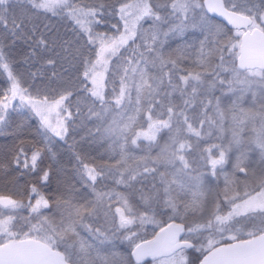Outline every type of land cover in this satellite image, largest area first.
Masks as SVG:
<instances>
[{"label":"snow or ice","instance_id":"1","mask_svg":"<svg viewBox=\"0 0 264 264\" xmlns=\"http://www.w3.org/2000/svg\"><path fill=\"white\" fill-rule=\"evenodd\" d=\"M49 14L70 19L74 31L87 36L94 61L48 23H40ZM117 14L122 31L119 21L111 24L115 35L96 30ZM145 20L147 28L141 24ZM0 27V67L12 81L11 97L4 101L17 95L21 104L27 100L41 127L63 140L69 130L64 121L74 114L64 102L74 98L79 117L83 96L87 118L97 121V140L109 142L117 165L80 163V181L91 198L72 186L51 199L34 185L26 201L0 195V264H143L148 257L154 264H264V0H122L118 12L104 0L85 7L76 0H0ZM189 29L203 35L195 60L199 70L181 67L191 55L187 47L167 54L163 50L170 33L183 35ZM17 41L29 46V58L52 53L46 62L63 69L52 70L60 91L51 105L45 98L48 115L25 95L9 68L5 49ZM77 60L83 67V79L75 77L79 84L71 71ZM109 73L114 86L106 99ZM218 86L222 94L235 97L223 109L220 97L212 95ZM4 101L0 126L7 123L9 103ZM197 103L199 109L191 111ZM209 106L213 118L207 116ZM54 110L55 125L49 119ZM165 129L166 138L158 142ZM209 139L219 142L198 158L206 168L200 171L195 151ZM45 148L51 151L47 144ZM250 152L258 153V161L249 160ZM41 157L39 149L29 158L19 148L13 159L18 168L34 172ZM230 159L231 175L226 169ZM220 177L223 187L217 189ZM48 178L42 170L40 179L47 183ZM108 179L123 190L104 191L100 185ZM20 209L29 215L16 211ZM157 216L167 217L166 227ZM100 218L103 227L95 226ZM150 224L158 228L152 239L141 235ZM115 241L128 242L126 254Z\"/></svg>","mask_w":264,"mask_h":264},{"label":"trees","instance_id":"2","mask_svg":"<svg viewBox=\"0 0 264 264\" xmlns=\"http://www.w3.org/2000/svg\"><path fill=\"white\" fill-rule=\"evenodd\" d=\"M99 0H76L81 7L85 6H95ZM106 5L111 9L113 6L117 7L122 2V0H104ZM108 23L100 24L95 26L96 30L107 32L108 35H115L116 29L111 27V24L119 21V15L107 17ZM218 21V20H217ZM40 23H48L56 33L61 37H66L71 40L73 44L80 49V51L87 55L88 58L95 60V56L92 54V45L87 43V36L80 33L78 30L74 31L76 26L74 23L63 16H51L49 14L47 20H41ZM146 28L149 27V22L147 20L141 21ZM119 28L123 30V22L119 21ZM0 31H3L0 27ZM162 31H167V26L162 28ZM203 39V35L196 30L189 29L183 35L170 33L167 37L163 50L167 54L169 52H174L177 48L187 47V50L191 55L189 58L181 62V67L188 70H199L195 60L198 56V42ZM139 40V32L137 36ZM132 42H130L131 44ZM143 50V48H141ZM5 51L8 53L6 60L9 64V68L19 82L22 89H26V96H30L34 100L44 101L47 98V102H52L53 98H58V92L60 89L57 84L52 81L56 80V77L52 76V70L55 69L58 73L62 72L63 69L60 68L59 64L50 65L46 62V58L52 53H38L36 56L30 57L29 46L22 41H17V43L12 46L11 49L6 48ZM124 51L123 49L121 50ZM116 62V58H113L112 63ZM74 73L73 79L76 84H79V80L75 77L79 76L80 80L83 79V67L79 60L75 62L74 67L71 68ZM155 72V69L152 70ZM183 74V73H181ZM227 75L226 73L224 74ZM111 74H108V78L104 81V94L106 99H111L113 84L110 83ZM173 80L176 81V76L173 75ZM11 84L12 81L8 77V72L0 67V101H4V97L7 95L11 97ZM118 85V81H117ZM89 86H91L89 84ZM81 89L83 85H80ZM225 89L227 85L223 86ZM213 96L220 97L221 108L223 109L226 103L229 102V97L235 98L233 93H221L220 86L214 90ZM74 98L70 97L69 100L65 101V105L69 106V110L74 114L71 119L66 120L65 124L68 126V134L64 139L55 136L51 131H48L41 127L40 117L36 115L35 111L24 102L21 104V100H17L7 110V123L3 127V134H0V164L4 166V171L0 172V195L11 197L17 200H25L31 194V187L34 185L37 190L43 194L46 198L51 199L53 195L64 191L66 187L72 186L79 192L88 191L89 198H91V192L85 189L80 181V176L78 174V168L81 162L89 164L90 166L97 167H110L116 165V157L111 152L109 142L107 140L99 141L97 137L101 134L96 132L97 121L95 117L92 119L87 118V111L85 107V102L83 96H81V115L77 117L75 115L76 105L73 103ZM173 99L177 104H182V99L178 94H173ZM211 99V96L209 97ZM245 106H247V97L245 98ZM199 109V103H197L195 109L191 111H196ZM155 112V109L153 110ZM66 115V113H63ZM209 118H213L212 106H209L207 112ZM146 122V117L143 118ZM140 130H146V127ZM167 129L160 133L158 137V142L161 137L166 138ZM51 137V142L46 139ZM190 135V134H188ZM227 138V134H225ZM195 140L194 137H192ZM215 139L201 140L195 151V157L197 158V164L199 165L200 171H206L204 167V161L198 159L201 155H207L208 153L204 151L211 146L212 143H218ZM138 143L147 144V141L141 140ZM47 144L50 148V152L45 148ZM23 148L25 153L29 156L33 150L39 149L42 152L41 160L37 162V169L34 172H29L23 167H19L14 162L13 157L17 154V150ZM155 151V150H154ZM216 153V149L212 148V154ZM135 154L139 155V149L135 151ZM77 156L80 160H77ZM253 160L258 161L254 154L251 155ZM233 159L229 160V165L226 166L228 174L231 175L232 168L231 165ZM207 167H210L208 165ZM43 171L49 173V178L47 183L40 179ZM241 176L243 174H240ZM207 179V178H206ZM99 184V182H98ZM104 191H109L111 189H116L121 191L122 186L115 183V180L108 179L103 185H100ZM217 189H222L223 187V177H220L217 185ZM35 197L33 196V203ZM117 205H113L116 207ZM222 210L226 207L223 205ZM8 211V210H4ZM21 212L24 216L29 215L27 209L16 210ZM48 211V210H44ZM157 221L160 225L165 226L167 224V217L157 216ZM13 223H16L15 221ZM95 226H105L103 218L95 221ZM158 231L155 225H146L141 231V235L146 238L153 237V230ZM81 235L89 242H92L90 235L86 232H81ZM229 240H221V244L230 243ZM118 250L122 253H127L128 242L127 241H115ZM110 247V245L102 246V248ZM152 259L145 260L143 264H151Z\"/></svg>","mask_w":264,"mask_h":264},{"label":"rangeland","instance_id":"3","mask_svg":"<svg viewBox=\"0 0 264 264\" xmlns=\"http://www.w3.org/2000/svg\"><path fill=\"white\" fill-rule=\"evenodd\" d=\"M17 100H20L19 95H17L15 99H11V100H10V103H9V101H4V102H5V103H9V107H8V109H10L11 106L14 104V102L17 101ZM36 101H38V100H36ZM25 102H26L27 105H29L28 102H27V100H25ZM38 102H39V103H38V106L41 107V108L44 110L45 115H48V112H47V110H46V106H45V104H44V101H38ZM47 104H48V105H51L52 102H47ZM29 106H30V105H29ZM30 107H31V106H30ZM8 109H7V110H8ZM35 113H36V112H35ZM62 115H64V114H62ZM49 119L53 122V125H55L56 120L58 119V117H57V110L52 111L51 115L49 116ZM64 122H65V121H64ZM146 130H147V129H146ZM146 130H144V131H146ZM252 154H254V158L256 157L257 160L259 159V157H258V153H257V152H250V153H249V160H253V158H252V156H251ZM222 207H224V206L222 205ZM151 264H154V261H153Z\"/></svg>","mask_w":264,"mask_h":264},{"label":"water","instance_id":"4","mask_svg":"<svg viewBox=\"0 0 264 264\" xmlns=\"http://www.w3.org/2000/svg\"><path fill=\"white\" fill-rule=\"evenodd\" d=\"M208 15H209L210 17H213V16H214L213 13H208ZM215 19L218 20V21H222V18H220V17H215ZM223 23H224V24H227L226 21H223ZM227 27L231 28V25H227ZM166 225H167V224H166ZM166 225H165V227H166ZM152 238H153V237H152ZM152 238H149V239H152ZM148 259H152V258H151V257H148V258H146L145 260H148ZM145 260H144V261H145Z\"/></svg>","mask_w":264,"mask_h":264}]
</instances>
